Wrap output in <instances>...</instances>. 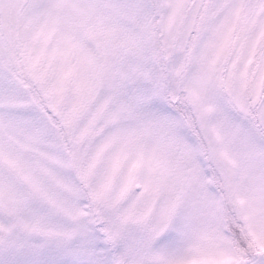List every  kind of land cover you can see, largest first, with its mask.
Returning <instances> with one entry per match:
<instances>
[{
	"label": "snow or ice",
	"instance_id": "1",
	"mask_svg": "<svg viewBox=\"0 0 264 264\" xmlns=\"http://www.w3.org/2000/svg\"><path fill=\"white\" fill-rule=\"evenodd\" d=\"M0 264H264V0H0Z\"/></svg>",
	"mask_w": 264,
	"mask_h": 264
}]
</instances>
